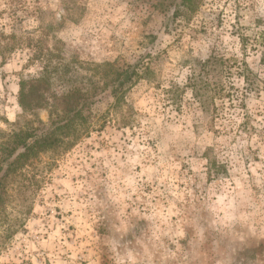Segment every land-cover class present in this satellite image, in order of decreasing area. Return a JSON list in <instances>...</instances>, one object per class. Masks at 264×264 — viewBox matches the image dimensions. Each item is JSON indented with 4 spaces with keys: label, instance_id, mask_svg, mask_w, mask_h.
<instances>
[{
    "label": "rangeland",
    "instance_id": "obj_1",
    "mask_svg": "<svg viewBox=\"0 0 264 264\" xmlns=\"http://www.w3.org/2000/svg\"><path fill=\"white\" fill-rule=\"evenodd\" d=\"M180 2L0 0V133L44 72L31 40L57 65L35 116L94 99L11 184L0 264H264V0Z\"/></svg>",
    "mask_w": 264,
    "mask_h": 264
},
{
    "label": "trees",
    "instance_id": "obj_2",
    "mask_svg": "<svg viewBox=\"0 0 264 264\" xmlns=\"http://www.w3.org/2000/svg\"><path fill=\"white\" fill-rule=\"evenodd\" d=\"M201 2L202 0H181L180 5L190 11H196ZM15 37V33H11L6 41H0V55L6 57L16 48V45L20 46L17 41H12ZM33 42V40L30 41V46L32 44L36 47L35 56L44 61V72L30 80L21 81L19 104L26 113V119L19 121L16 128L0 133V208L5 202L13 181L27 167L33 165L41 154L49 151H64L73 143V141L64 139L67 135L65 132L75 121L83 117L84 111L94 100L93 96L71 90L54 97V101L56 100L59 104L60 111L55 113L50 111L49 124H45L35 116V110L45 107L49 102V97L43 90L49 85V68H56L57 65H53L52 58L55 54L51 49L44 52L39 41L34 44ZM135 75L134 67L130 66L117 73L115 79L111 78L105 82V87L110 86L117 104L122 101V95L118 94L119 88L128 80H132ZM111 81L113 83L110 84ZM53 105L55 106L52 103L50 107Z\"/></svg>",
    "mask_w": 264,
    "mask_h": 264
}]
</instances>
